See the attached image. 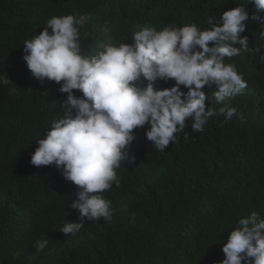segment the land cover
Segmentation results:
<instances>
[{
    "label": "trees",
    "instance_id": "trees-1",
    "mask_svg": "<svg viewBox=\"0 0 264 264\" xmlns=\"http://www.w3.org/2000/svg\"><path fill=\"white\" fill-rule=\"evenodd\" d=\"M248 2L0 0V75L12 81L0 85V264H216L224 258L222 245L238 216L264 211V62L259 55L227 58L247 82L232 98L237 109L232 121L214 115L202 132H194L190 117L163 152L146 139L149 125L137 130L135 160L117 169L119 187L103 193L116 209L111 219L86 221L71 235L59 228L78 221L79 211L71 208L77 187L54 166L30 163L35 140L63 115L68 94L55 82L33 78L22 59L23 42L38 35L51 16L79 11L91 17L81 33L84 49L93 52L99 41L129 37L131 43L138 25L203 27L208 17L219 18ZM247 7L254 11V4ZM245 24L240 36L264 55V25ZM174 84L158 81L157 87ZM181 90L187 92L183 85ZM216 90L204 87L206 108L220 107ZM42 238L49 244L41 252L34 244Z\"/></svg>",
    "mask_w": 264,
    "mask_h": 264
},
{
    "label": "clouds",
    "instance_id": "clouds-1",
    "mask_svg": "<svg viewBox=\"0 0 264 264\" xmlns=\"http://www.w3.org/2000/svg\"><path fill=\"white\" fill-rule=\"evenodd\" d=\"M249 3L254 4L251 13ZM262 13L264 0H249L223 11L219 18L208 17L203 27L174 22L160 29L138 25L131 43L129 37L99 41L89 52L81 29L91 17L74 11L51 16L38 35L24 40L22 59L33 78L55 82L59 92L68 94L61 105L63 115L52 119L45 134L35 140L30 160L36 167L54 166L78 189L71 204L79 211L78 221L63 223L62 233L76 235L86 221L111 219L116 209L103 193L114 184L119 187L117 169L135 160L132 145L137 130L149 125L146 139L163 152L178 139L177 133L184 132L190 117L194 132H202L214 115L232 121L237 112L232 98L247 82L227 58L248 52L264 62L261 48L250 47L248 37L240 36L246 31L245 22L264 25ZM260 39L264 40V31ZM158 81L175 84L160 89ZM11 83L7 75H0V85ZM205 86L217 89L218 109L206 108ZM10 92L15 94L16 89ZM121 210L127 211V205ZM48 244L42 238L34 247L42 252ZM222 252L224 258L216 264H264V211L239 215Z\"/></svg>",
    "mask_w": 264,
    "mask_h": 264
}]
</instances>
